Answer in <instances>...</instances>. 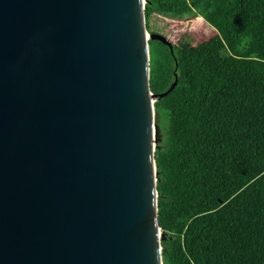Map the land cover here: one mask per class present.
<instances>
[{"label": "water", "instance_id": "obj_1", "mask_svg": "<svg viewBox=\"0 0 264 264\" xmlns=\"http://www.w3.org/2000/svg\"><path fill=\"white\" fill-rule=\"evenodd\" d=\"M147 0H0V264H164Z\"/></svg>", "mask_w": 264, "mask_h": 264}, {"label": "trees", "instance_id": "obj_2", "mask_svg": "<svg viewBox=\"0 0 264 264\" xmlns=\"http://www.w3.org/2000/svg\"><path fill=\"white\" fill-rule=\"evenodd\" d=\"M153 15L201 17L194 45L149 40L164 264H264V0H147Z\"/></svg>", "mask_w": 264, "mask_h": 264}, {"label": "rangeland", "instance_id": "obj_3", "mask_svg": "<svg viewBox=\"0 0 264 264\" xmlns=\"http://www.w3.org/2000/svg\"><path fill=\"white\" fill-rule=\"evenodd\" d=\"M150 28L158 35L166 36L173 43L181 39H191L194 45L217 34L215 29L209 26L201 17L179 21L153 15L150 20ZM161 235L163 238L162 231Z\"/></svg>", "mask_w": 264, "mask_h": 264}]
</instances>
